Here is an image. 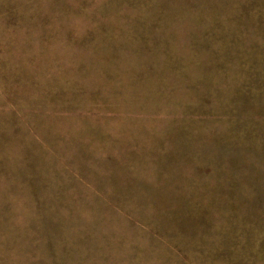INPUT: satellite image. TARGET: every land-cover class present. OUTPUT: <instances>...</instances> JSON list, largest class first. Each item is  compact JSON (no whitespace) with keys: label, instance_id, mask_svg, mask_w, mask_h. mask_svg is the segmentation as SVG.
I'll return each mask as SVG.
<instances>
[{"label":"rangeland","instance_id":"1","mask_svg":"<svg viewBox=\"0 0 264 264\" xmlns=\"http://www.w3.org/2000/svg\"><path fill=\"white\" fill-rule=\"evenodd\" d=\"M0 264H264V0H0Z\"/></svg>","mask_w":264,"mask_h":264}]
</instances>
